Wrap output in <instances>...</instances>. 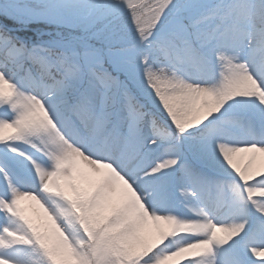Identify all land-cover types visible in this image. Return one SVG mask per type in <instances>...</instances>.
<instances>
[{
	"label": "snow or ice",
	"instance_id": "obj_1",
	"mask_svg": "<svg viewBox=\"0 0 264 264\" xmlns=\"http://www.w3.org/2000/svg\"><path fill=\"white\" fill-rule=\"evenodd\" d=\"M0 264H264V0H0Z\"/></svg>",
	"mask_w": 264,
	"mask_h": 264
}]
</instances>
